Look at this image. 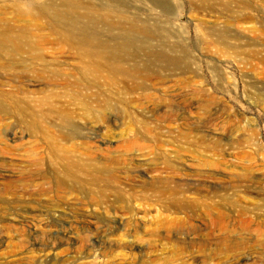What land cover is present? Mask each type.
Segmentation results:
<instances>
[{
    "label": "rangeland",
    "instance_id": "374dc122",
    "mask_svg": "<svg viewBox=\"0 0 264 264\" xmlns=\"http://www.w3.org/2000/svg\"><path fill=\"white\" fill-rule=\"evenodd\" d=\"M21 1L67 13L0 54V264H264V0ZM56 27L137 73L85 74Z\"/></svg>",
    "mask_w": 264,
    "mask_h": 264
},
{
    "label": "bare ground",
    "instance_id": "6f19581e",
    "mask_svg": "<svg viewBox=\"0 0 264 264\" xmlns=\"http://www.w3.org/2000/svg\"><path fill=\"white\" fill-rule=\"evenodd\" d=\"M67 2V4H72L71 7L74 8L79 6L81 1L67 0ZM21 3V0H17V2L14 3V8L16 6L17 8H15V15L10 19L16 21L18 24L16 22L4 21L0 16V54H17L20 52H27L30 55L37 54L40 49L39 45L41 41L44 40V36H40L41 38L36 36L35 32L31 31L32 29L30 27H34V30H41L49 26L51 27L53 25L52 22L59 26L61 21L63 22L66 17L67 12L56 7V3L45 2L40 4L37 8L34 6L29 8L27 5V7L23 8ZM16 25H20V28L16 29ZM57 31L61 39H66L76 49L77 55L82 59L81 70L85 74H97L106 71L110 74V81L113 82L116 81L119 76L131 77L137 73L138 67L136 65L130 67L122 60V52L127 46L125 41L122 40L117 47L110 44L108 47L105 43H100L101 39H97L98 37L96 38L94 34L92 35L89 32L80 34L78 32H73L71 28L66 31L57 28ZM222 38L223 35L221 34L215 42H217L219 47L228 50L229 46L225 44ZM42 98L46 99L45 96ZM0 109L3 110L1 112L4 114H8L7 109L4 108L2 103H0ZM29 125L31 128L35 127V124L32 122H30ZM45 135L54 149H60L53 135L49 133H45Z\"/></svg>",
    "mask_w": 264,
    "mask_h": 264
}]
</instances>
